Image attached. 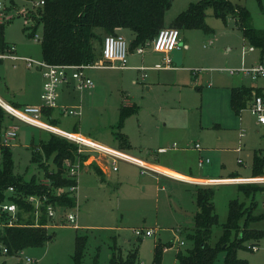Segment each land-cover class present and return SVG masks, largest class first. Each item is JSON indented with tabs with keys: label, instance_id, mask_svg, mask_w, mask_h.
Segmentation results:
<instances>
[{
	"label": "rangeland",
	"instance_id": "1",
	"mask_svg": "<svg viewBox=\"0 0 264 264\" xmlns=\"http://www.w3.org/2000/svg\"><path fill=\"white\" fill-rule=\"evenodd\" d=\"M0 1L5 6L1 24H6L7 44L19 56L44 60L41 41L30 36L35 27L31 18L39 7L30 0ZM199 1L174 0L165 16L166 27ZM231 1L247 8L249 24L264 32V0ZM206 23L211 29L209 33L203 29L184 31L183 62L179 67L173 64L172 69L166 71L152 68L159 55L153 54L150 46L144 47V54H138L136 49L131 50L130 39L124 35L130 51L129 68L89 69L87 73L95 83L93 90L71 94L61 90L59 104L81 106L82 115L65 116L58 109L54 110L53 117L59 120L55 126L69 133L78 131L109 148L185 175L222 179L238 175L255 177L252 172L254 154L256 151L264 153V127L256 123L247 108L238 115L229 106L223 89L230 88L237 76L220 71L240 68L243 50L254 45L245 39L233 15L224 19L208 9ZM37 34L42 36V29L38 28ZM254 47L256 51H247V64L259 61L262 56V48ZM249 82L245 79V83ZM43 84L42 72L35 67L28 68L23 61L4 59L0 63V97L8 104L13 105L11 100L15 96L21 102L41 104ZM134 106L136 111L120 125L122 107ZM10 123L19 129L18 137L11 141L16 173L26 180L35 175L46 180L42 168L32 161V149L47 140L49 133L18 120ZM243 130L246 136L242 138ZM196 143L202 150L195 148ZM160 148L166 152H159ZM201 158L209 159V163L200 167ZM104 162V170L98 166L107 171L103 179L91 167L81 171L79 190L74 193L77 205L57 210L48 230L52 240L44 247L26 249L21 257L2 255L0 264L22 261L26 264V257L34 261L32 264H75L78 235L88 237L81 264H111L112 250L123 264H153L157 244L167 247L163 264H178L177 252H185L193 245L187 234L195 227L197 186L143 171L130 162L119 161L117 171L110 159ZM50 163L48 167L54 170L51 160ZM242 185L260 191L247 195L239 184L207 186L215 191L213 202L219 219L213 228L212 246L224 237L230 204L234 200L246 208L251 220L248 228L264 232V186ZM69 213L77 214L79 229L67 220ZM247 217L239 220L241 228L245 227ZM147 229H153L154 235L140 237L135 233V230ZM234 241L233 234L229 244ZM252 244H258L257 252L250 250ZM243 247L238 251L240 259L249 264H264V236L260 241L245 240ZM131 252L137 253L136 261L129 258ZM225 256L226 251L221 250L215 264H224Z\"/></svg>",
	"mask_w": 264,
	"mask_h": 264
},
{
	"label": "trees",
	"instance_id": "2",
	"mask_svg": "<svg viewBox=\"0 0 264 264\" xmlns=\"http://www.w3.org/2000/svg\"><path fill=\"white\" fill-rule=\"evenodd\" d=\"M45 4L37 9L31 18L35 22L32 38L38 28L42 29L41 44L44 61L54 65H89L102 59L103 42L106 36L119 34L120 29H128L134 39L131 50L147 46L166 28L165 16L174 0H43ZM213 9L217 17L226 18L233 15L236 24L244 32L245 39L252 45L264 50V32L252 27L249 22L250 13L247 8L234 4L231 0H200L193 3L180 13L170 27L177 28L181 34L185 30L203 29L211 32L206 23L207 10ZM6 24H0V54H5L11 48L5 40ZM4 59L0 58V63ZM255 88L241 87L231 90V107L236 114H241L255 93ZM52 109L44 110V118L52 125L59 120L53 117ZM136 111V107H122L120 125ZM16 120L0 105V202L12 201L19 207L18 221L15 226H8L0 231V242L7 248L9 257L17 256L31 247H44L53 236L48 231L51 219L45 207L38 224L35 222L33 207L27 202L30 195L46 197L45 205L52 204L55 208L71 209L76 207V197L69 192L57 193L59 189H67L76 183L67 175L66 162H75L79 158L77 146L68 140L49 133L40 146L32 149V161L36 163L46 176L45 183L37 175L26 180L16 173V163L11 147L2 144V136L9 123ZM11 124V123H10ZM57 127V126H56ZM78 132V131H75ZM123 148V146H121ZM55 169L50 170V163ZM253 176L264 172V153L254 154ZM98 174L103 179V172ZM13 187L15 192L8 189ZM247 195H254L259 188L240 185ZM214 190L209 187L197 186L196 204L198 211L194 216L192 232L188 239L192 247L187 251L177 252L178 264H215L221 250L226 251L224 264H249L238 257V251L245 240L260 241L263 231L249 229L251 221L246 208L234 200L230 204L228 222L224 228V237L216 246L210 244L213 228L218 224V215L213 202ZM247 217L244 228L239 220ZM6 218V216H5ZM235 235V241L229 244L230 237ZM87 236H77L74 254L75 264H81L87 245ZM167 247L157 244L153 264H163V252ZM0 256H2L0 251ZM129 258L136 261L137 253L131 252ZM124 261L112 250L111 264H123ZM129 263V264H134ZM1 264H6L5 262ZM18 264H23L22 262Z\"/></svg>",
	"mask_w": 264,
	"mask_h": 264
},
{
	"label": "built area",
	"instance_id": "3",
	"mask_svg": "<svg viewBox=\"0 0 264 264\" xmlns=\"http://www.w3.org/2000/svg\"><path fill=\"white\" fill-rule=\"evenodd\" d=\"M31 3L35 4L36 7H42L45 2L43 0H30ZM34 1V2H32ZM33 4V5H34ZM5 10L4 4L0 1V24L3 20V13ZM36 40L41 41V36L36 35ZM150 46L151 51L159 54L165 55L164 61L162 63L156 64L153 69L156 70H165L172 69V59L170 55L176 51L182 49V38L181 32L177 28L166 27L159 31L158 35L151 42ZM146 46H142L136 49L138 54H144ZM248 52L256 51L254 46H249L243 50V63L240 68L232 69L226 68L221 69V72H229V75H241L249 78L254 84L255 91L252 99L247 105V109L255 117L256 123L264 127V58L255 64L247 65L245 64V56ZM129 46L125 37L121 34L109 35L106 36L103 42L102 49V59L89 65H54L50 64L44 60H36L31 57H22L15 54V50L10 48L9 51L5 54H0L2 59H11L13 61H23L26 63L28 68H37L40 70L44 77L43 89L41 92V104L40 105H25L22 107H15L11 104L6 103L0 97V105L6 110V112L11 115L16 120L27 124L31 127L53 133L57 136H60L69 142L77 146L78 154L80 155L78 160L71 163L66 162L67 175L76 181L74 185L67 189H59L58 194L62 192H69L74 195L75 192L79 190V177L81 171L90 167L91 165L96 164L102 170H104V161L105 159H110L113 163L114 171L118 170L117 163L119 161L130 162L143 171H151L158 175L166 176L169 178L177 179L180 181L187 182L196 186L207 187L213 186L215 184H220L221 181H215L210 179H195L188 178L183 176H175L163 169L160 166L150 164L148 162L136 159L122 153L113 148H109L97 140L85 136L79 132L69 133L63 131L56 126L47 123L44 121V110L52 109L59 110L62 115L65 116H81L82 108L81 106L69 107L59 104L61 89L65 84L74 83V89L77 92L84 93L86 91H91L95 88V83L88 75L87 71L93 68H114L125 70L128 69V55H129ZM137 69H143L138 67ZM245 110V109H244ZM17 125L11 124L4 131L2 136V144L5 146L11 147V141L15 140L19 133ZM245 130L242 131L241 137H245ZM195 148L202 150V147L199 143L195 144ZM159 152H166V149L161 148ZM241 162V161H240ZM205 163H209V159L204 160L201 158L199 160V166L203 167ZM43 182L49 183L47 180ZM233 184H257L264 186V172L260 176L249 177L245 179H234L231 181ZM10 193L15 192L13 187L8 189ZM46 197H41L38 195H30L27 197V202L33 207V214L35 217V222L38 224L42 209L45 207L47 215L50 219H54L57 215V210H68L66 208H55L52 204L45 205ZM77 200V198H76ZM77 205V202H76ZM19 207L15 202L5 201L0 202V231L8 226L17 225L18 221ZM6 216V218H5ZM67 220L74 224L76 229H79L77 224V214L69 213L66 216ZM137 236L149 237L154 235L153 229L144 230H135ZM184 242H181L183 245ZM258 244H252L249 246L250 250L253 252L258 251ZM0 251L2 255H7V248H5L0 242ZM23 252H19L17 257H21ZM26 264H32L34 261L31 258H25ZM24 264V261H22Z\"/></svg>",
	"mask_w": 264,
	"mask_h": 264
},
{
	"label": "crops",
	"instance_id": "4",
	"mask_svg": "<svg viewBox=\"0 0 264 264\" xmlns=\"http://www.w3.org/2000/svg\"><path fill=\"white\" fill-rule=\"evenodd\" d=\"M118 33L119 34H121V35H126V36H128L129 37V39H130V43L133 41V39H134V35H133V33L129 30L128 31V29H120L119 31H118ZM184 32H182V34H181V38L183 37V34ZM184 40L182 39V49L180 50V51H178L177 52V55H174L173 53L170 55V57H171V59H172V66H173V64H174V66L173 67H175V66H180L181 64H182V62H183V55H184V52H183V48H184ZM186 48H188V46H186ZM16 51V50H15ZM155 52H153V54H154ZM15 54H17L16 52H15ZM155 54H158L159 56L156 58V60H158L152 67H154L156 64H159V63H162L163 61H164V58H165V55H163V54H159V53H155ZM176 57V58H175ZM264 58V50L262 51V56H261V58H260V60L258 61V60H255V61H253L252 62V64H255V63H257V62H260L262 59ZM245 64H247V62H246V58H245V62H244ZM252 64H247V65H252ZM138 67H136V69H137ZM38 71H40V70H38ZM158 71H161V70H158ZM164 71H166V70H164ZM41 72V71H40ZM235 76H237V78L235 79V80H233V82H232V84H231V87L230 88H227V89H223L224 91V93H226V95H228V103H229V106L231 107V103H230V99H231V90L233 89V88H241V87H250V88H254L255 87V84L249 79V78H247V77H244V76H241V75H235ZM245 79L247 80V79H249V83H245ZM73 83V82H72ZM72 83H70V84H65L63 87H62V91L64 92H66V91H68V93L69 94H71L72 92H74L75 91V89H74V83L72 84ZM42 88H43V86H42ZM61 95V94H60ZM12 103H13V106H15V107H22V106H25V105H34V104H30L29 102H21V100L20 99H17V97L15 96L14 98L12 97ZM12 105V104H11ZM38 105H40V104H38ZM232 108V107H231ZM161 149V148H160ZM200 157H202V156H200ZM96 164H94V165H92V166H90L89 168L90 169H94L97 173H98V170L100 169L97 165L95 166ZM93 167V168H92ZM163 169H165L166 171H168L169 173H171V174H173V175H177V176H183V177H188V178H195V179H210V180H215V181H221V183L220 184H223V183H225V184H233V183H231V181H233L234 179H245L246 177H241V176H237V178H234L233 176H231V177H228V178H226V179H222V178H199V177H195V176H189V175H185L184 173H182V172H179V171H176V170H170L169 168H167V167H162ZM101 170V169H100ZM102 171V170H101ZM103 172V178H104V176L106 175V173H107V171L105 172V171H102ZM102 178V177H101ZM247 178H249V177H247ZM238 185V184H237ZM240 185H242V184H239V186ZM264 193V192H263ZM52 227V225L50 224L49 226H48V230L50 229Z\"/></svg>",
	"mask_w": 264,
	"mask_h": 264
},
{
	"label": "water",
	"instance_id": "5",
	"mask_svg": "<svg viewBox=\"0 0 264 264\" xmlns=\"http://www.w3.org/2000/svg\"><path fill=\"white\" fill-rule=\"evenodd\" d=\"M180 51V50H176L173 52L174 55H177V52ZM176 58V57H175Z\"/></svg>",
	"mask_w": 264,
	"mask_h": 264
},
{
	"label": "bare ground",
	"instance_id": "6",
	"mask_svg": "<svg viewBox=\"0 0 264 264\" xmlns=\"http://www.w3.org/2000/svg\"><path fill=\"white\" fill-rule=\"evenodd\" d=\"M173 175V174H172ZM175 176H177V175H175ZM179 177V176H178Z\"/></svg>",
	"mask_w": 264,
	"mask_h": 264
}]
</instances>
